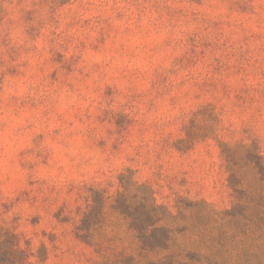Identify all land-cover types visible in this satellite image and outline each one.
<instances>
[{
  "label": "rangeland",
  "instance_id": "1",
  "mask_svg": "<svg viewBox=\"0 0 264 264\" xmlns=\"http://www.w3.org/2000/svg\"><path fill=\"white\" fill-rule=\"evenodd\" d=\"M260 161L264 0H0V231L31 264L99 259L75 236L91 188L130 243L111 209L121 180L172 213L176 256L235 261L243 243L264 260V227L249 231Z\"/></svg>",
  "mask_w": 264,
  "mask_h": 264
},
{
  "label": "trees",
  "instance_id": "2",
  "mask_svg": "<svg viewBox=\"0 0 264 264\" xmlns=\"http://www.w3.org/2000/svg\"><path fill=\"white\" fill-rule=\"evenodd\" d=\"M223 152L230 165V186L236 199H239V179L243 178L236 170L237 164H233L236 160L230 147L224 146ZM256 165L264 171L263 161ZM121 186L123 190L111 202V209L126 220L132 236L130 243H123L117 232L110 235L106 231L111 226L108 220V198L101 190L91 188L87 209L75 227L76 238L92 246L98 254L99 259L94 264H264L254 249L243 243L240 246L243 257L235 261L209 259L199 251H190L193 256L189 259L176 256L172 250V229L167 220L172 213L158 204L154 191L148 185L136 183L135 190H132L121 180ZM248 197L257 204L252 210V226L249 230L254 234L264 227V193L250 191ZM237 209L235 206L227 212L228 224L234 229L235 235L239 234L236 230L241 229L246 221L244 213L238 215ZM30 257L31 253L21 246L17 233L0 231V264H31Z\"/></svg>",
  "mask_w": 264,
  "mask_h": 264
}]
</instances>
